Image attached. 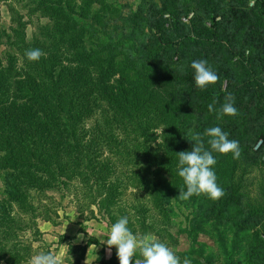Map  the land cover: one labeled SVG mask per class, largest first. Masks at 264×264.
Segmentation results:
<instances>
[{
  "label": "trees",
  "instance_id": "obj_1",
  "mask_svg": "<svg viewBox=\"0 0 264 264\" xmlns=\"http://www.w3.org/2000/svg\"><path fill=\"white\" fill-rule=\"evenodd\" d=\"M161 1L143 41L138 34L147 18L144 9L128 17L129 36L112 37L103 29L111 11L103 0H0L9 17L7 24L0 19V264H24L37 254L31 245L41 235L36 219L53 220L51 209L40 203L50 193L67 197L79 216L102 218L109 227L127 216L133 234L151 233L166 245L177 242L170 232L176 209L189 206L187 224L179 231L192 245L179 255L191 264H210L197 236L216 223L229 199L202 209L197 195L179 198L185 186L177 153L187 151L180 136L191 110L216 115L208 111L213 100L218 111L225 97L231 95L235 103L253 91L264 106V80L252 74L253 62L241 51H232L240 28L231 35L220 30L213 0L202 1L204 17L185 7L182 17L193 13L187 23L176 0ZM251 1L250 10L264 13V0ZM29 25L34 27L30 35ZM28 49L45 55L29 61ZM217 54L245 68L248 79L239 80V88L222 82L228 77L224 67H218L217 83L204 90L195 85L191 68L176 69L187 59L208 62ZM96 111L100 117L89 124ZM257 139L264 142V128ZM216 176L224 177L219 171ZM127 189L133 190L131 204L123 199ZM258 200L264 210L261 192ZM27 230L30 237H23ZM93 243H68L66 255L74 254L81 264ZM222 249L225 264H233V250ZM142 259L137 252L132 264ZM94 263L119 260L116 254H99Z\"/></svg>",
  "mask_w": 264,
  "mask_h": 264
},
{
  "label": "rangeland",
  "instance_id": "obj_2",
  "mask_svg": "<svg viewBox=\"0 0 264 264\" xmlns=\"http://www.w3.org/2000/svg\"><path fill=\"white\" fill-rule=\"evenodd\" d=\"M176 1L181 17L185 7H189V11L193 12L199 10L203 17L206 15L202 7L203 0ZM103 2L111 7L103 29L112 37L129 36L128 17H131L139 9H144L145 18H147L143 20L145 25L142 32L138 34L143 41H147L150 35V23L154 20L155 13L160 11L163 6L161 0H103ZM250 2L251 0H213V3L218 5L219 17L216 20L220 22V30L226 35H231L240 28L231 43L232 51L239 50L252 61V74L257 80L262 81L264 80V13L256 8L250 10ZM96 5L97 2H94V6ZM163 17L170 18L168 14H164ZM184 17L181 20L187 23L189 19L185 21ZM0 19L4 24L8 23L9 17L5 3L0 4ZM33 30L32 25L26 29L28 35ZM198 59L200 60V58ZM191 63L187 59L176 69L185 73L187 68H191ZM208 65L216 73H218V67H224L228 71V77L222 82L226 81L234 87L238 86L239 88V80L248 79L244 75L245 68L234 67V64L226 63L220 54H217L214 60L208 61ZM191 70L193 69L191 68ZM262 105L254 97L253 91H250L242 94L234 103L238 109L236 116L226 115L222 119H217V114L208 117L195 110H191L186 116L187 126L180 136L185 150L191 151L194 144V141L189 140L191 139L190 133H199L204 141V139H210L204 133L211 127H220L229 134L230 140L238 141L240 147L239 158L235 159L232 153L212 152L216 159L213 170L216 175L219 171L224 176H217V184L224 191L223 197L213 201L207 195H199L202 209H210L212 206H216L219 201L229 199L216 223L210 228L207 227V231L199 232L197 236V241L206 245L205 254L209 255L210 264H225L226 257L222 246H225L227 250H233L231 254L233 264H264V210L261 209L258 200L260 192L264 196V166L262 165L264 142H259L257 139V135L264 128V106ZM100 115L101 111H96L88 123H93ZM161 129L160 127L158 132H161ZM204 145H206L205 141ZM204 147L206 150H211L210 145ZM255 147L259 151H256ZM226 158H228V163H223ZM2 174L3 170H0V196H2L3 190ZM132 191V189H127L123 197L128 204H131L133 200L130 194ZM49 195V200L41 199L40 203L51 209L50 215L53 220L36 219L41 235L40 239L32 242L31 245L37 254L48 251L58 256L61 264H68L65 260L67 258L71 262L70 264H76L77 257L74 254L66 255L67 244H84L88 241L95 243L88 247L81 264H95L94 261L99 254L105 258L116 254L115 246L109 255L107 245L103 243L107 239L111 227L102 218L86 219L84 216L81 217L72 203L68 202L67 197L61 199L57 193ZM180 206L179 209H176L177 214L172 217L173 224L170 227V232L177 236V242L175 245L167 246L180 257L182 262L183 258L179 253L190 249L192 241L185 233L179 231L187 224L186 215L190 211L189 206L183 204ZM21 234L23 237H30L29 230ZM78 234H83V239H78ZM61 237L65 240L59 243ZM29 260L24 264H29Z\"/></svg>",
  "mask_w": 264,
  "mask_h": 264
},
{
  "label": "clouds",
  "instance_id": "obj_3",
  "mask_svg": "<svg viewBox=\"0 0 264 264\" xmlns=\"http://www.w3.org/2000/svg\"><path fill=\"white\" fill-rule=\"evenodd\" d=\"M25 57L29 61H38L45 55L40 49H28L25 51ZM194 70L195 85L204 90L208 85L215 84L219 76L208 65L207 60H194L191 63ZM235 98L231 95L225 97V102L217 111L215 109L216 100L208 105V111L216 112L217 119H222L225 115L236 116L238 109L234 106ZM190 141H194L191 151H181L178 156V175L183 179L184 188H180L179 198L188 200L194 195H207L208 198L215 201L223 197L224 191L217 184V176L213 170L216 159L212 152L220 154L232 153L233 158H239V142L230 140L229 134L220 127H211L205 130L204 135L210 137L207 143L211 150L204 147L203 137L199 134H191ZM186 188V190H185ZM129 219L127 216L120 217L115 222L103 242L107 245L108 254L111 255L113 246L117 249L116 255L119 264H132V258L139 252L142 260H135V264H191V259L185 257L181 262L172 249L158 238L151 234L138 236L133 234L128 227ZM88 232V231H87ZM89 234V233H88ZM78 239H83V234H78ZM29 264H61L60 258L52 253L41 252L32 256Z\"/></svg>",
  "mask_w": 264,
  "mask_h": 264
},
{
  "label": "built area",
  "instance_id": "obj_4",
  "mask_svg": "<svg viewBox=\"0 0 264 264\" xmlns=\"http://www.w3.org/2000/svg\"><path fill=\"white\" fill-rule=\"evenodd\" d=\"M249 4L252 6L253 5V2L251 1ZM192 15H193L192 12L189 13L187 17H184V20L187 21Z\"/></svg>",
  "mask_w": 264,
  "mask_h": 264
}]
</instances>
